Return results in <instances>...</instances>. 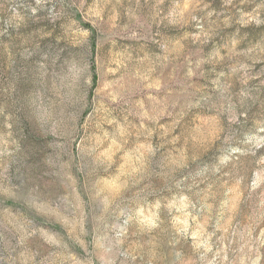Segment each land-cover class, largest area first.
Returning a JSON list of instances; mask_svg holds the SVG:
<instances>
[{"label":"rangeland","instance_id":"374dc122","mask_svg":"<svg viewBox=\"0 0 264 264\" xmlns=\"http://www.w3.org/2000/svg\"><path fill=\"white\" fill-rule=\"evenodd\" d=\"M0 264H264V0H0Z\"/></svg>","mask_w":264,"mask_h":264}]
</instances>
